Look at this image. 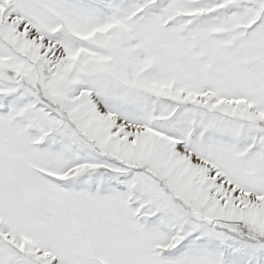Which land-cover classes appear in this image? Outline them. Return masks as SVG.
<instances>
[{
    "label": "snow or ice",
    "instance_id": "1",
    "mask_svg": "<svg viewBox=\"0 0 264 264\" xmlns=\"http://www.w3.org/2000/svg\"><path fill=\"white\" fill-rule=\"evenodd\" d=\"M0 264H264V0H0Z\"/></svg>",
    "mask_w": 264,
    "mask_h": 264
}]
</instances>
